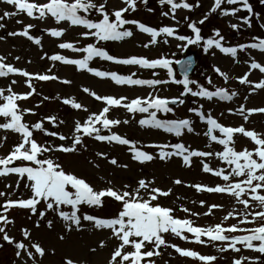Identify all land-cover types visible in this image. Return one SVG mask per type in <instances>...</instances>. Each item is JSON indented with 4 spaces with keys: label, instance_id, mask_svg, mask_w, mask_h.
Returning a JSON list of instances; mask_svg holds the SVG:
<instances>
[{
    "label": "rangeland",
    "instance_id": "obj_1",
    "mask_svg": "<svg viewBox=\"0 0 264 264\" xmlns=\"http://www.w3.org/2000/svg\"><path fill=\"white\" fill-rule=\"evenodd\" d=\"M37 3H45L46 0H35ZM71 2V0H69ZM93 3L100 5L105 4L106 10L111 13L114 10L125 7L122 0H92ZM179 3L180 0H175ZM193 5L191 9L178 8L175 12L170 11V6L167 4L161 5L159 0H135V10H129L123 14V18L128 20H137L147 26L160 28L162 26L174 27L176 35H183L190 38L195 37V33L188 27L189 23H194L200 29L202 40L199 44L188 45L187 47H178L185 44L186 41H180L173 37L161 35L157 38L156 44H149L147 48L143 47L151 39L149 35L140 32L135 25H124L123 29H129L133 35L124 38L120 41H99L94 37L81 36L82 32L87 29L82 26H73L66 21L56 23L54 18L47 15L44 19H38V13H34V17H28L26 13L17 11L14 6L8 5L0 0V16H3L5 11L16 12L15 16L4 17L0 19V24L4 27L0 28V56L4 57V63L12 64L16 68L23 69L29 73H41L55 75L59 79L49 81L32 80L35 88V93L27 100L18 101L20 108H31L33 113H25L23 121L28 124H34L47 116L56 117L55 125L44 121V127L49 131H55L66 136H71L74 122L79 120L83 122L90 113H98L105 105L102 101L95 100L91 95L83 91L88 88L98 95H111L113 97H126L128 101L136 97L151 98V96H160L162 98L180 97L184 100L177 108H173L172 112L164 113L157 111V118L161 120H179L189 119L194 128L193 132L182 130V134L178 137L171 133H166L163 130L153 129L150 127H141L139 120L147 119L149 113L128 112L123 107H111L108 115L110 119H118L121 121L118 125L111 126L110 129H103L101 126V134L109 135L114 132L131 141L137 142L136 147L141 150L148 151L156 155L158 149L147 147L149 144H174L182 143L189 149L199 151L212 152L209 157H191L190 165L186 166L183 163L182 157L173 156L170 159L161 161L154 159L151 162L143 164L131 159V152L126 145H118L116 143H108L106 141H97L92 137H82L83 144L86 150L81 149L77 153H53V157L58 159L66 171H71L88 180L95 188L99 189L107 187L106 181L111 180L112 184L117 188L124 184L136 186V182L144 178L154 181V185L164 190L171 189V193L167 197H160L158 203L162 206L171 207L174 209V215L180 218H188L193 220L196 226L207 227L215 223L223 221V217L228 211H233L234 216L227 221H223L224 225L237 223L243 217L239 213L245 211L251 213L261 210L255 206L245 210L244 206L235 201L234 198L227 194H214L207 192H197L191 185L204 184L214 186L217 183H223L220 178L215 177L211 173L202 171V163L206 162L212 168H224L225 171H230V167L221 161L215 153L223 150V146L215 141H211L206 135L208 125L206 121L202 122L199 117L190 112V108L199 109L207 116L211 114L219 123L228 127H238L243 125L246 130H252L260 134L264 138V113H253L245 121L241 115L237 113V109L241 105L246 108L264 107V89H255V83L264 79V73H260L258 69L249 68L252 60L264 64V52L259 49L247 48L243 51L237 49V56L233 58L230 54L221 53L214 46L205 53L203 50L204 40L213 37V30L218 29L224 37L221 43L225 47H235L239 44L258 43V39H264V4L260 0H249L252 6L253 13L250 15L239 4L228 5L227 0H222L221 6L216 12H210L214 0H186ZM198 5V6H197ZM232 7L240 10L235 15H221V11L228 10ZM167 12L164 16L162 13ZM88 18L97 20L100 13L94 9L87 14ZM207 14V19H204ZM174 16V19H173ZM248 16L251 21V27L243 23L242 18ZM187 17V19H185ZM110 19H114L110 15ZM204 20V23L199 21ZM19 21V23H18ZM31 24L33 27L29 30L30 35L38 37L40 44H35L24 36H10V32H18L25 25ZM231 24H237L239 27L233 29ZM58 27L66 31L57 38L48 34L46 29ZM258 38V39H253ZM167 40V43H165ZM62 42H72L76 47L83 48L87 44L92 43L97 47L104 48L110 55L120 58L130 56L146 57L148 59H156L161 56L169 59L174 66V63L182 58L188 50H194L196 55V67L190 76L189 80L196 81L201 86L210 91H215L217 87L226 89L229 93L235 91L237 95L231 100L222 101L218 97H213L208 100L205 97H193L191 94L180 96L183 92V85L174 82H169L155 87L151 85H117L110 78H99L86 69L77 70V67L70 64H65L60 61H51L47 57L53 54H60L69 59H82L85 53L74 52L70 49H60L58 45ZM18 57V59H17ZM41 57H44L43 59ZM218 67L228 75V79L218 75L213 68ZM88 67L98 69L105 72H116L120 75H131L135 73L133 78L139 79H160L169 80L167 69L164 68H141L138 65H123L111 61L93 57L88 61ZM173 70V68H172ZM173 76L176 80H182L176 73ZM155 73V75H154ZM248 73V79L251 84H241L237 77ZM209 78L211 84L208 83ZM25 77L18 74L9 73L5 77H0V89L7 88L13 80L15 84H11L13 91L27 92L29 89L25 84ZM68 80L70 83H63ZM189 87L196 91V85L190 84ZM44 97L49 99L45 100ZM247 97V99H245ZM64 98L75 99L84 107L74 109L70 105H65L62 101ZM2 102V100H0ZM38 105V106H37ZM87 109L85 111L84 109ZM229 109L232 111L229 112ZM156 111L149 109V112ZM64 121L63 124L59 123ZM127 121V123H124ZM5 118L0 117V123H4ZM214 135L221 134L214 130ZM7 136L6 142L0 144V157L6 156L14 144L19 142L20 136L18 133L0 129V138ZM34 136L40 143L60 144L67 141H60L55 137L45 136L39 131L34 130ZM234 146L237 151L247 148L252 150L254 143L250 138L244 137L243 134H233ZM171 151V149H165ZM101 152L106 154L108 158H116L120 164H127V168L113 166L108 159L97 157L96 153ZM92 161L94 163H89ZM19 165V162H15ZM98 164L99 167H95ZM100 177H103L102 181ZM18 177L16 174L8 176H0V191L7 195L0 197V205L6 199H27L30 196V191L21 183L19 188L16 186ZM180 179L183 183L174 184L173 181ZM264 194V191L261 192ZM204 200L207 204H219L222 208L213 209L212 214L204 215L207 211L206 207L200 205V201ZM186 207L191 212L199 213L197 216H191L180 211V206ZM44 205L39 206L43 209ZM65 211H70V206H62ZM81 214L88 213L101 218H111L119 208V204L112 201L110 198H104L101 207L87 205L80 206ZM0 212L3 209L0 208ZM8 218L13 221L12 224L0 226L6 227L10 236L16 241L23 242L29 246V249L34 253L35 264H64L66 258H71L77 264H106L110 256V252L116 241L111 238L110 231L107 229H95L89 222H83L80 230L75 228L68 232L64 228V222L61 221L54 213L48 211L46 218H39L37 214L31 213L27 209L13 207L6 213ZM251 219V217H248ZM39 220V227L36 226ZM52 220L51 228L47 227V221ZM242 228H253L257 224L244 223L239 225ZM21 229H27L30 237L25 239ZM246 233H235L242 235ZM189 240H181L176 236L165 234V239L170 244H176L181 248L194 250L202 255H213L217 259L214 264H232L233 259L248 257V260L243 261V264H264V254L244 248L243 245L237 244L239 252H234L231 249L226 252L218 251V248L223 246L222 242L214 244H197L191 242V234H187ZM232 235V234H229ZM64 236L61 240L59 237ZM206 239V238H204ZM103 240L105 246L99 247V242ZM32 243H38L45 249V254L40 256L35 253L34 249L30 248ZM258 244V241H254ZM96 251L92 252L91 249ZM129 250H131L129 248ZM14 245L0 240V264H33V260L28 259L25 253H21V257L15 255ZM160 255L152 259L155 264H202L199 260L180 256L171 247H162Z\"/></svg>",
    "mask_w": 264,
    "mask_h": 264
},
{
    "label": "snow or ice",
    "instance_id": "obj_2",
    "mask_svg": "<svg viewBox=\"0 0 264 264\" xmlns=\"http://www.w3.org/2000/svg\"><path fill=\"white\" fill-rule=\"evenodd\" d=\"M4 3L14 6L17 11L24 12L28 17H34V13H38V19H44L50 14L52 18L59 24L61 21H66L73 26H82L87 31L82 32L83 37H94L99 41H120L124 38L131 37L132 31L129 29H123L124 25H135L136 28L150 36V40L143 47L147 48L149 44H156L157 38L161 35L167 37L175 36L180 41H186L185 44L178 45V47H187L188 45L199 44L202 40L200 29L195 26L194 23H189L188 27L193 33L194 38H190L183 35H176V29L174 27L162 26L160 28H154L147 26L144 23L137 20H128L123 18V14L129 10H135V0H122L126 5L123 8L117 9L109 13L106 10L105 4L97 5L92 0H46L45 3H37L35 0H3ZM264 4V0H260ZM161 5L167 4L170 6V11L175 12L178 8L191 9L192 4L186 2V0H180L179 3L175 0H159ZM222 0H214V3L209 10L210 12H216L220 8ZM228 5L239 4L241 8L245 9L250 15H257L253 13V9L249 0H227ZM198 6V5H197ZM100 13V17L97 20H93L82 15L87 14L92 10ZM240 9L232 7L230 11H221V15H235ZM16 12L5 11L4 17L15 16ZM110 15L114 19H110ZM167 16L168 13H162ZM174 19V16H173ZM187 19V17H185ZM204 19H207L205 14ZM243 23L248 27H251V21L248 16L242 18ZM19 23V21H18ZM204 23V20L199 21ZM4 25L0 24V28ZM33 25L28 24L18 32H10V36H24L28 40L35 44H40L41 41L38 37L30 35L29 30ZM231 28L237 29L239 25L231 24ZM264 27V25H262ZM49 35L52 37H61L66 31L63 28L52 27L46 29ZM2 39V37H0ZM224 37L220 34L218 29L213 30V37L204 40L203 50L207 53L213 46L221 53L230 54L233 58L237 56V49L243 51L247 48L259 49L264 52V39H258V43L251 44H239L235 47H225L221 41ZM167 43V40H165ZM60 49H70L74 52H83L85 55L82 59H69L60 54H53L47 57L51 61H60L65 64L74 65L77 70L86 69L88 72L99 78H110L117 85H151L153 87L157 85H163L166 83L174 82L183 85V92L180 96L185 94H191L193 97H205L211 100L213 97H218L222 101L231 100L233 96L237 95L235 91L229 93L226 89L217 87L215 91H210L207 88L201 86L196 81L189 80L185 73L184 79L176 80L173 76V70L171 67V61L163 56L156 59H148L146 57L130 56L127 58H120L110 55L104 48L97 47L92 43L87 44L83 48L76 47L72 42H62L58 45ZM93 57H99L100 59L111 61L123 65H138L141 68L155 69L157 67L167 69V75L169 80L160 79H139L133 78L135 73L131 75H120L116 72H105L95 68L88 67V61ZM42 59L44 57H41ZM4 57L0 56V77H5L9 73L18 74L25 77V84L29 91L16 92L13 91L11 84H15L13 80L7 88V94L5 95V89H0V117H4V123H0V129L6 131H12L18 133L20 136L19 142L14 144L9 153L0 157V176H8L9 174H16L18 179L16 186L19 188L23 183L24 187L30 191V196L20 199H6L0 208L3 212H0V223L3 225L12 224L13 221L8 218L6 213L13 207H19L21 209H27L33 214H37L39 218H46L48 211H51L64 222V228L66 231L71 232L80 230L83 226V222H89L95 229H107L110 231V236L116 241L114 247L110 252V256L107 259L106 264H155L152 259L155 256H159L160 249L162 247H171L183 257H190L202 262V264H214L217 257L213 255H202L194 250L181 248L176 244H170L165 239V234H170L178 237L181 240H189L187 234H191V242L197 244H214L215 242H222L221 247L218 248L220 252H226L231 249L234 252H239L240 249L236 247L239 243L244 248L264 254V138H261L260 134L252 130H246L243 125L238 127H228L219 123L212 117L211 114L205 116L199 109L190 108L189 111L195 113L199 119L206 121L208 128L205 135L211 140L215 141L219 145L223 146L222 151H218L215 155L230 167V171H225L224 168H212L206 162L201 161L202 171L205 173H211L215 177L220 178L223 183H217L214 186H208L204 184L191 185L197 192H207L214 194H227L235 199L236 202L244 206L247 210L253 206V202L256 207L261 210L253 211L251 213L245 211L239 213L243 217L237 223H233L225 226L223 221H227L230 217L234 216L233 211H228L223 217V221L215 223L207 227L196 226L193 220L188 218H180L174 215V209L171 207L162 206L158 203L160 197H167L171 193V189L164 190L159 187L153 186L154 181L146 180L144 178L139 179L136 182V186L124 184L117 188L112 184L111 180L106 181L107 187L95 188L88 180L82 176H79L71 171H66L62 163L53 157V153H65L72 154L77 153L81 149L86 150V146L83 144L82 137H92L97 141H106L108 143H116L118 145L128 146V150L131 152V159L138 163L151 162L154 159H160L161 161L170 159L173 156L182 157L184 165H190L191 157H209L212 156V152L199 151L195 149H189L182 143L168 144H149L147 147L158 149L156 155L148 151L141 150L136 147V143L114 132L109 135L101 134V127L103 129H110L111 126L121 123L118 119L108 118V113L111 107H123L128 112H141L149 113L147 119L139 120L141 127H150L153 129L163 130L166 133L180 136L182 130L186 129L188 132H193L194 128L192 122L189 119L179 120H161L157 118V111L169 113L173 111V108L169 105L183 104L184 100L180 97L162 98L160 96H151V98L136 97L131 101H128L126 97H113L111 95H98L94 91L88 88H84L83 91L91 95L95 100L102 101L104 107L98 113H90L87 118L81 122L79 120L74 122V127L71 132V136H66L55 131H49L44 127V121L55 125L57 123L56 117L47 116L42 120L35 122L34 124H28L23 121L25 113H33L31 108H20L18 101L27 100L35 93V88L32 84L33 79L39 81H49L59 79L55 75L41 74V73H29L23 69L16 68L12 64L4 63ZM18 59V57H17ZM176 63H182L176 61ZM191 64V59L188 62ZM251 69H258L260 73H264V64L255 60L249 65ZM213 70L223 77L228 79V75L215 67ZM155 75V73H154ZM241 84H251L248 79V73L243 76L237 77ZM63 83H70L68 80L62 81ZM208 83L211 84L209 78ZM195 84L197 90L193 91L189 85ZM264 89V79H261L258 83H255L253 90ZM45 100L49 99L44 97ZM247 99V97H245ZM65 105H70L74 109H81L84 106L81 103L75 101V99L64 98L62 101ZM38 106V105H37ZM149 109H155L156 111L149 112ZM87 111V109H84ZM232 110L229 109V112ZM237 113L243 117L245 121L253 113H264V107L246 108L241 105L237 109ZM59 123L63 124L64 121ZM127 123V121H124ZM97 125L101 126L98 127ZM34 130L39 131L45 136L55 137L60 141H67L68 143L50 144L40 143L34 136ZM214 130L218 131L221 136L214 135ZM243 134L244 137L250 138L254 143V148L248 150L237 151L235 149V142L233 140V134ZM7 136L0 138V144L6 142ZM171 149L166 151L165 149ZM97 157L108 159L109 163L113 166L127 168V164H120L116 158H108L106 154L97 152ZM15 162H19L17 165ZM89 163H94L89 161ZM95 167H99L98 164H94ZM103 181L104 178L100 177ZM174 184L183 183L180 179L173 181ZM7 194L0 191V197H4ZM104 198H110L112 201L119 204V208L111 218H101L88 213L81 214L82 205L89 207L96 206L101 207L103 205ZM43 204V209L39 206ZM202 207H206L207 211L204 215L212 214L213 209L222 208L219 204H207L204 200L200 201ZM62 206H70V211H65ZM180 211L189 214L191 216H197L199 213L191 212L190 209L180 206ZM251 217L249 219L248 217ZM244 223L257 224L253 228H242L239 225ZM53 225L52 220L47 221V227L51 228ZM39 227V220L36 224ZM22 235L25 239L30 237V233L27 229H21ZM235 233H246L242 235H235ZM232 234V235H229ZM61 240L64 236L59 237ZM206 238V239H204ZM0 240L7 242L10 245H14L17 258L21 257V253H25L28 259L33 260L35 264L34 253L29 249V246L23 242L16 241L10 236L6 230V227L0 226ZM254 241H258V244H254ZM105 243L103 240L99 242V247L103 248ZM31 249L35 250L36 254L43 256L45 249L38 243H32ZM129 248L131 250H129ZM95 252L96 249H91ZM248 257H241L239 259H233L232 264H243V261L248 260ZM64 264H77L71 258H66ZM83 264V262H81Z\"/></svg>",
    "mask_w": 264,
    "mask_h": 264
},
{
    "label": "water",
    "instance_id": "obj_3",
    "mask_svg": "<svg viewBox=\"0 0 264 264\" xmlns=\"http://www.w3.org/2000/svg\"><path fill=\"white\" fill-rule=\"evenodd\" d=\"M191 59V64L189 65L187 62ZM182 63H177V69L181 76H185V73L187 76H189L193 70V67L195 65L194 60V53L192 51H189L187 55L181 60Z\"/></svg>",
    "mask_w": 264,
    "mask_h": 264
}]
</instances>
